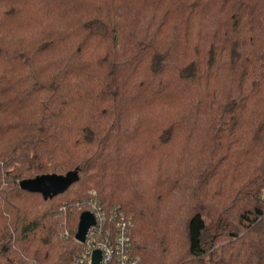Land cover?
<instances>
[{
  "label": "trees",
  "instance_id": "trees-1",
  "mask_svg": "<svg viewBox=\"0 0 264 264\" xmlns=\"http://www.w3.org/2000/svg\"><path fill=\"white\" fill-rule=\"evenodd\" d=\"M0 168V264H70L91 196L141 264H264V0H0Z\"/></svg>",
  "mask_w": 264,
  "mask_h": 264
},
{
  "label": "built area",
  "instance_id": "built-area-1",
  "mask_svg": "<svg viewBox=\"0 0 264 264\" xmlns=\"http://www.w3.org/2000/svg\"><path fill=\"white\" fill-rule=\"evenodd\" d=\"M94 197L78 202L71 209L80 213V216L83 212H91L95 217V224L89 228L84 242L77 240L81 247L70 264H93V255L96 251L101 253L99 264H141L140 259L132 251L134 229L132 218L118 209L112 211L103 209L100 201ZM67 210L66 206L61 210V226L64 227L63 235L66 237L71 233ZM77 231L78 228L72 231L75 238Z\"/></svg>",
  "mask_w": 264,
  "mask_h": 264
},
{
  "label": "water",
  "instance_id": "water-1",
  "mask_svg": "<svg viewBox=\"0 0 264 264\" xmlns=\"http://www.w3.org/2000/svg\"><path fill=\"white\" fill-rule=\"evenodd\" d=\"M60 182V177L55 176H43L36 179L25 181L21 183V189L29 191H37L44 194L57 193L62 190L64 186ZM95 224V217L91 212H83L80 216V221L78 225V231L76 233V240L79 242H84L86 240L87 232L89 228ZM101 260L100 251H96L93 255V264H99Z\"/></svg>",
  "mask_w": 264,
  "mask_h": 264
},
{
  "label": "rangeland",
  "instance_id": "rangeland-1",
  "mask_svg": "<svg viewBox=\"0 0 264 264\" xmlns=\"http://www.w3.org/2000/svg\"><path fill=\"white\" fill-rule=\"evenodd\" d=\"M3 172H2V170H1V168H0V175L2 174ZM60 217V216H59ZM61 218V217H60ZM72 222V221H71Z\"/></svg>",
  "mask_w": 264,
  "mask_h": 264
}]
</instances>
